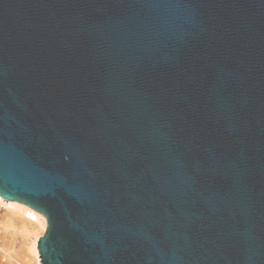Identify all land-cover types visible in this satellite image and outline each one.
<instances>
[{"label":"water","instance_id":"water-1","mask_svg":"<svg viewBox=\"0 0 264 264\" xmlns=\"http://www.w3.org/2000/svg\"><path fill=\"white\" fill-rule=\"evenodd\" d=\"M0 196L42 264H264V0H0Z\"/></svg>","mask_w":264,"mask_h":264},{"label":"rangeland","instance_id":"rangeland-1","mask_svg":"<svg viewBox=\"0 0 264 264\" xmlns=\"http://www.w3.org/2000/svg\"><path fill=\"white\" fill-rule=\"evenodd\" d=\"M42 234L36 221L0 206L1 263L37 264V260L30 251V246L32 239L36 235L42 236Z\"/></svg>","mask_w":264,"mask_h":264},{"label":"bare ground","instance_id":"bare-ground-1","mask_svg":"<svg viewBox=\"0 0 264 264\" xmlns=\"http://www.w3.org/2000/svg\"><path fill=\"white\" fill-rule=\"evenodd\" d=\"M0 206L4 207L6 210L11 211L15 214H19L21 216L27 217L28 219L36 221L38 227L42 230V233L45 234L46 229H47V220L42 214L36 212L35 210L31 209L25 204L14 202V201H7L3 199L1 196H0ZM43 234L42 236L36 235L32 239L31 246H30V251L32 255L35 257V259L37 260L36 261L37 264H42L41 263L42 260L40 258V254L38 250V242L40 238L43 237ZM0 264H7V263L0 262Z\"/></svg>","mask_w":264,"mask_h":264}]
</instances>
